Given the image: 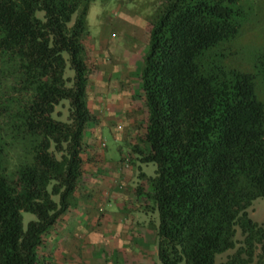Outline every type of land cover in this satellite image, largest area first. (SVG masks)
<instances>
[{
  "label": "trees",
  "instance_id": "obj_1",
  "mask_svg": "<svg viewBox=\"0 0 264 264\" xmlns=\"http://www.w3.org/2000/svg\"><path fill=\"white\" fill-rule=\"evenodd\" d=\"M92 1L0 0V264H37L42 236L74 205ZM137 1L149 25L137 68L146 149H131L155 164L141 175L158 264H263L264 224L247 209L264 198V47L241 41L254 4ZM22 212L35 216L25 227Z\"/></svg>",
  "mask_w": 264,
  "mask_h": 264
},
{
  "label": "crops",
  "instance_id": "obj_2",
  "mask_svg": "<svg viewBox=\"0 0 264 264\" xmlns=\"http://www.w3.org/2000/svg\"><path fill=\"white\" fill-rule=\"evenodd\" d=\"M89 66L86 100L92 120L85 132L83 173L74 205L42 236L37 264H155V224L148 218L149 210H154L146 199L149 186L131 149H146L138 139L145 113L132 105L134 97L142 95L131 93L128 76L104 77L99 70L92 76ZM134 85L139 88L136 78ZM105 128L114 145L127 143L126 148L116 146V158L107 151Z\"/></svg>",
  "mask_w": 264,
  "mask_h": 264
},
{
  "label": "rangeland",
  "instance_id": "obj_3",
  "mask_svg": "<svg viewBox=\"0 0 264 264\" xmlns=\"http://www.w3.org/2000/svg\"><path fill=\"white\" fill-rule=\"evenodd\" d=\"M252 3L254 4L255 15H252L250 22L244 27L241 41L249 49H262L264 47V0H252ZM142 5L144 6L141 1L138 2L137 0H129L125 4L122 3V0H93L86 16L88 34L85 37L84 44L86 46L87 61L92 66V76L98 70L104 77H110L112 73H114V76H117V74L122 77L128 76L130 83L132 81L131 93L133 95L139 93V88L134 85V82L135 78L137 80V68L145 49L149 29V25L145 20L147 9ZM107 15L111 17L108 18L109 24L105 21ZM102 24L103 26L100 27ZM101 30L104 33L101 34ZM96 52L98 53L96 54ZM66 73L69 74L70 71L66 69ZM140 97H134L132 105L136 111L145 113V110H143L144 102ZM62 103V106H56L52 115L57 117L56 113L60 111L62 114L57 118L65 120L67 101L63 100ZM103 134L107 143V151L116 158L119 146L126 148L127 143L119 142L114 145L106 128ZM137 166H140L147 176H152L155 170V164L153 163L137 164ZM151 211L149 210L148 218L156 226L158 221L157 211ZM247 213L253 221L264 224V198L258 197L253 200L247 209ZM33 219H35V216L32 213L22 212L24 227L28 221ZM236 238L241 239L238 232ZM231 252L232 250L216 255V261L224 260L226 255ZM154 259L155 263L158 264L156 255Z\"/></svg>",
  "mask_w": 264,
  "mask_h": 264
},
{
  "label": "built area",
  "instance_id": "obj_4",
  "mask_svg": "<svg viewBox=\"0 0 264 264\" xmlns=\"http://www.w3.org/2000/svg\"><path fill=\"white\" fill-rule=\"evenodd\" d=\"M123 164H124L125 167H128L129 164H128V159L127 158H124Z\"/></svg>",
  "mask_w": 264,
  "mask_h": 264
}]
</instances>
